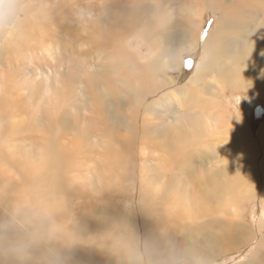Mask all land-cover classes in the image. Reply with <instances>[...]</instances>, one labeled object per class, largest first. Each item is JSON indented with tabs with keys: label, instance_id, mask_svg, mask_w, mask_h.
I'll return each instance as SVG.
<instances>
[{
	"label": "rangeland",
	"instance_id": "obj_1",
	"mask_svg": "<svg viewBox=\"0 0 264 264\" xmlns=\"http://www.w3.org/2000/svg\"><path fill=\"white\" fill-rule=\"evenodd\" d=\"M136 2V7L133 2L134 8L138 9L130 11L128 17L132 25L123 28L108 16L114 11V0H27L20 34H17L24 45L13 53L0 48V135H4L0 178L14 187H20L27 177L24 171L20 172L21 168L13 159L41 156L50 148L46 145L47 141L61 142L79 165L80 178L75 179L72 171H66L73 179L75 200L84 204L82 212L73 209L76 218H100L104 229L123 236L121 255L128 254L133 247L136 255L134 263L149 264L139 212L145 199V187L151 186L160 200L166 187L172 190L166 201L161 203L158 211L161 219L167 218L166 207L169 204L189 206V202L182 197L186 188L177 183L179 155L165 145L168 139L177 138V133L168 129L172 120L184 115L190 121L195 113L200 116L204 113L199 112L200 109L196 112L188 109L191 113L186 115L178 109L177 101L183 95L184 87L188 90L196 82L208 84L209 91L200 96L201 100L220 101L221 110L214 108L213 111L222 114V108L229 107L234 115L232 121L244 123L251 131L223 125L220 134L214 137L204 135V139L210 137L215 145L206 147L192 142L194 153L200 150V155L205 151L212 158L210 163L197 168V171L210 175L211 170H218L221 177L227 179L232 173L225 171L226 166L250 162L255 167L257 185H248L246 189L256 192L264 187V136L257 131L264 128V78L259 76L261 73L253 65L246 64H251L259 52L247 48L244 54L248 55V62L240 61L242 64L235 68L226 67L237 62L233 60V55L238 43L256 40V46L259 45L258 40L264 30V14L262 7L254 2L255 7L247 16L236 0H212L201 14L200 4L205 0ZM244 18L249 19L244 21ZM105 27L122 30V34L113 41L105 40L96 31ZM29 32L34 35L33 38H26V35H31ZM14 37L16 35L5 37L6 45L15 46ZM138 38L142 40L141 44ZM237 39L233 46V40ZM242 55L240 53L239 57ZM123 58H127L124 64L121 63ZM211 58L224 61L221 70L208 73L203 81L196 80V67L200 65L205 70L211 65ZM238 67H245L246 72L240 74L244 79L239 82L234 79L220 81L224 70ZM251 72L258 77H250ZM259 83H263V91L261 86L258 87ZM67 86L69 89H66ZM169 98L171 103H168ZM193 102L196 104L197 100ZM213 111L208 108L205 112L214 115ZM117 126L114 134L117 142L113 144L112 151L124 154V168L120 169V174L127 180L106 187L101 173L106 171L109 162L105 147L112 142L97 132L102 127L111 131ZM48 129H52L50 137L46 134ZM246 132L253 136L249 142L252 147L245 145L238 150L242 144L238 147L233 144ZM81 140L80 148L76 144ZM50 149L59 150V147ZM227 149H230V155L222 162V154ZM233 149H237L239 154H235ZM114 172L112 181L118 178L119 168ZM92 182L97 186H93ZM100 189L103 192L97 194ZM82 193H89L90 196L86 199ZM117 194L120 198H116ZM246 199L243 200L244 209L236 210L245 220L236 218L234 222L248 227L247 232L254 231L255 237L260 234L263 240L264 228H260L258 223L259 219L264 220V217L261 218L264 216V203H259L260 198ZM231 212L220 216L231 219ZM0 213L7 229L26 234L27 226L24 224L22 228L14 211L2 206ZM171 232L186 247L195 241L193 236L181 230ZM240 232L237 251L223 253L205 264H239L251 260L256 242L251 240V235L242 230ZM31 243L37 248L44 246L38 238H32ZM201 246L199 257L204 259L206 254ZM260 251L264 256V248ZM122 264L128 263L123 260ZM166 264H203V261L178 259Z\"/></svg>",
	"mask_w": 264,
	"mask_h": 264
},
{
	"label": "bare ground",
	"instance_id": "obj_2",
	"mask_svg": "<svg viewBox=\"0 0 264 264\" xmlns=\"http://www.w3.org/2000/svg\"><path fill=\"white\" fill-rule=\"evenodd\" d=\"M211 1L205 0L204 3L200 4L202 8L200 14L205 12ZM133 2H135L136 7V0H114V11L108 14L109 19L118 21L123 28L131 26L132 21L129 19L130 11L138 9L134 8ZM254 2L262 7L261 11L264 14V0H236V3H240L241 7L245 9L247 16L254 9ZM232 16H235V14ZM248 19L244 21H248ZM96 31L102 34L103 39L110 41L115 40L118 35L122 34V30L107 29L106 27ZM33 32L35 33V31ZM30 34L26 35V38L28 36L34 37L32 33ZM15 39V46L10 47L6 45V38L0 37V48L5 49L8 53L18 51L24 45V42L20 35L18 37L16 35ZM259 39L258 46H256L258 44L256 40H246L238 43L236 46L235 44L238 42V39L236 41L233 40V46L236 48L233 60L237 62L227 64L226 67L235 68L242 64L240 61L248 62V55L244 54L247 48L257 50L259 52L257 57L254 58L251 64H246L250 67L253 65L261 73L259 76L264 78V30ZM137 41H140V44L142 42L140 38ZM240 53H243L241 57H239ZM109 55L112 58V54L109 53ZM126 62L127 58L121 60L122 64ZM210 62L211 65L205 70H202L200 65L196 67V80L203 81L205 75L208 73L217 71L218 69L221 70L220 66L224 61L222 59L211 58ZM115 66L118 68L117 64ZM244 69L245 67H238L233 70H224L223 74L220 75V81H231L234 79L239 82L244 79V76L240 75L245 71ZM247 71L251 70L247 68ZM252 75L257 76L256 73L251 72L250 77ZM262 84L259 83L258 87L260 88L261 86L260 90L263 91ZM68 86L66 89H69ZM208 91L209 85L203 82L194 83V86H190L188 90L185 87L182 89L183 95L177 101V105H179L178 109H182L186 115L191 113L188 112V109L194 112L200 109L199 112L204 113L202 116L195 113L190 121L184 115L174 120L171 119L172 126L168 129L177 133V138H170L165 143L169 150H174L179 155L177 183L179 186L186 188V194L182 195V197L189 202V206L186 208L169 204L166 207L167 218L161 219L158 217L161 203L166 201L172 190L166 187L163 190L164 196L160 200L156 197L155 190L151 186L145 187V199L141 202L139 212L143 228V242L149 264H166L178 259L185 262L203 261V264H205L207 261L219 258L223 253L237 251L241 241L240 230L251 235V240H254L256 245L251 260L239 264H264V256L260 251V249L264 248L262 236L257 234L258 236L255 237L254 231L247 232L248 227L239 222H234L236 218L245 220L243 215L237 214L238 211L236 212L240 208L241 210L244 209V207L242 208L244 198L248 200L256 198L259 200L260 198L261 201L259 203H264V187L256 190V192L246 189L248 185L254 187L257 185L255 167L250 162L230 164L225 167V171L232 173L227 179H223L218 170H211L210 175L197 171V168L204 167L210 163L212 158L205 151L201 152L200 155H198L200 150L194 153L191 150V144L195 142V144L199 143L209 147L214 143H212L210 137L204 139V135H212L214 137L217 133L220 134L223 125H228L230 128H234L235 126L244 131L248 129L244 123L232 121L234 120V115L228 110L229 107L222 108V114L213 111L214 108L221 110L219 108V106L221 107L220 101L201 100L200 96ZM212 94L218 95L217 92H212ZM194 100H197L196 104L193 102ZM256 101H258V98ZM168 103H171L170 98ZM208 108L212 109L214 115L205 112ZM117 130L118 126L111 131L102 127L97 132V134H102L105 139L107 138V141L111 140L112 142V144L109 143L105 147L108 151L107 158L109 162L105 167L106 171L101 173V180L106 187L116 186L119 182L127 180L123 174H120V169L124 168V154L112 151L113 144L117 142V137L114 135ZM248 131L251 132L250 129ZM257 131L260 135L264 136V128L257 129ZM51 132L52 129L46 130V134L49 137ZM249 132L243 134L233 146L238 147L242 144L238 150H241L245 145L252 147L249 142L252 141L253 136ZM3 138L4 135H0V162L4 158L2 152ZM200 138H203L202 141ZM46 145L50 148L59 147V150L48 148L41 156L35 155L33 158L24 159L16 157L13 159L17 167L21 168L20 172L22 170L26 173L27 180L22 182L20 187H14L0 178V209H2V206H6L7 210L14 211L23 225L22 228H24V224L27 226L26 234H18L7 229L3 219L0 218V264H122L123 260L128 264H135L134 259L136 255L133 247L128 254L121 255L123 236L104 229L101 226L100 218L92 217L91 219L89 216L76 218L73 209H79L82 212L84 204L79 200H75L74 194L76 191H74L75 186L73 187L72 185L73 179L66 171H72L73 178H80L78 174L79 165L75 161V156H71L61 142L47 141ZM76 146H80L81 148L82 140ZM238 150L233 149V152L238 155ZM229 155L230 149H227L222 154L221 161L226 160ZM116 168H119V173H117L119 175L116 180L112 181V175L115 173ZM98 171L99 173L101 172L100 169ZM104 173L107 174L104 175ZM67 179L68 181H66ZM92 185L97 186L93 182ZM102 189L96 193L100 194L103 192ZM255 193L257 195L253 197ZM82 196L88 199L90 195L89 193H82ZM116 198H120L119 194L116 195ZM231 209L232 212L230 211ZM229 212L233 215L231 219L220 216V214L225 215ZM0 217H2L1 213ZM181 221H183L182 224ZM211 221H215L214 224L207 225ZM258 226L264 228V220L259 219ZM177 230L193 236L195 241L186 247L183 241L178 240L176 235L171 232ZM32 238H38V242L43 243L44 246L41 248L34 247L31 243ZM199 246H201L202 251L206 254L204 259H200L199 257L201 252Z\"/></svg>",
	"mask_w": 264,
	"mask_h": 264
},
{
	"label": "clouds",
	"instance_id": "obj_3",
	"mask_svg": "<svg viewBox=\"0 0 264 264\" xmlns=\"http://www.w3.org/2000/svg\"><path fill=\"white\" fill-rule=\"evenodd\" d=\"M26 7L27 0H0V37L19 33Z\"/></svg>",
	"mask_w": 264,
	"mask_h": 264
},
{
	"label": "snow or ice",
	"instance_id": "obj_4",
	"mask_svg": "<svg viewBox=\"0 0 264 264\" xmlns=\"http://www.w3.org/2000/svg\"><path fill=\"white\" fill-rule=\"evenodd\" d=\"M189 64H191V61H188Z\"/></svg>",
	"mask_w": 264,
	"mask_h": 264
}]
</instances>
